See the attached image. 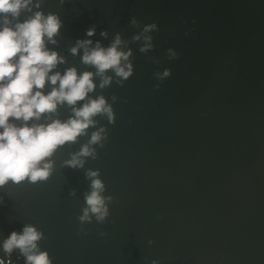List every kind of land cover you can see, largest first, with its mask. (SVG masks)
I'll return each instance as SVG.
<instances>
[{
  "label": "water",
  "instance_id": "obj_1",
  "mask_svg": "<svg viewBox=\"0 0 264 264\" xmlns=\"http://www.w3.org/2000/svg\"><path fill=\"white\" fill-rule=\"evenodd\" d=\"M35 11L63 21L46 42L64 57L53 71L95 72L70 49L78 39L108 46L119 33L134 72L104 88L93 78L89 95L106 98L114 122L95 116L52 155L46 180L0 187V241L32 224L52 264H264V0H39L19 19ZM150 23L152 47L142 53L144 41L131 38ZM165 68L171 74L158 78ZM70 115L62 104L37 122ZM101 127L95 155L66 166ZM88 170L111 200L104 221L82 224ZM11 258L25 264L18 249Z\"/></svg>",
  "mask_w": 264,
  "mask_h": 264
},
{
  "label": "clouds",
  "instance_id": "obj_2",
  "mask_svg": "<svg viewBox=\"0 0 264 264\" xmlns=\"http://www.w3.org/2000/svg\"><path fill=\"white\" fill-rule=\"evenodd\" d=\"M33 6L38 8L39 0H35V4L34 0H0V187L10 181L15 184L25 180L29 183L46 180L53 170L52 155L59 147L84 135L89 126L96 123L95 116L106 115L109 122H114L113 108L106 98L89 95L97 87L93 78L99 77L98 86L104 88L112 82L113 76L120 84L134 72L130 60L132 51L121 47L124 42L119 33L108 46H103L100 41L78 39L70 49L73 54L82 50V63L92 65L95 72L78 74L75 67L67 68L63 73L53 71L58 64L64 63V57L49 49L46 42H56L54 36L63 21L57 13L45 15L41 11L20 20L21 10L31 11ZM130 23H137L135 17ZM156 27L155 23L146 24L140 33L132 36L133 41H144L140 52L152 47V37L147 33ZM95 31L94 25L88 27L86 37L93 36ZM100 35L106 36L107 32L101 30ZM170 74V69L165 68L157 76L163 79ZM46 83L50 86L47 92L44 91ZM78 101L83 103L77 106ZM62 104L71 106L72 115L66 120L46 116V122H37L42 114L54 113ZM104 138L103 127L93 131L88 142L81 145L78 152L71 153L64 164L82 167L84 157L95 155L91 145L101 143ZM87 176L91 178V190L85 193L86 206L78 217L82 224L93 216L97 222L104 221L109 215L106 201L111 200L110 196L102 195L104 185L98 170H88ZM42 238L43 232L32 224H25L20 231H11L0 241L4 253L0 256V264H13L11 253L14 249L19 250L25 264H52L48 251L38 244ZM151 264H158V261L153 259Z\"/></svg>",
  "mask_w": 264,
  "mask_h": 264
}]
</instances>
